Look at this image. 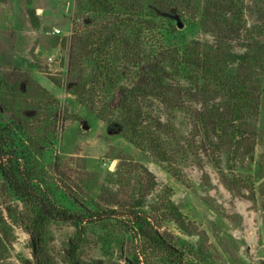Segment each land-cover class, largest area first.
<instances>
[{
  "label": "rangeland",
  "instance_id": "obj_1",
  "mask_svg": "<svg viewBox=\"0 0 264 264\" xmlns=\"http://www.w3.org/2000/svg\"><path fill=\"white\" fill-rule=\"evenodd\" d=\"M29 1L14 0V15L0 14V132L33 188L80 217L77 257L128 264L136 253L142 264H173L175 253L183 264H264V0H118L157 15L127 37L136 54L115 48L110 74L100 78L77 37L102 15L75 0H55L58 6L45 5V13L36 10L43 0ZM27 7L35 10L37 27ZM183 49L208 53L214 70L243 78L248 100L239 125L248 138L237 149L225 137L219 148L205 139L199 118L224 108L226 95L181 60ZM156 62L167 73V91L138 89L139 112L130 113L136 129L128 132L134 144L122 135L123 89L134 92ZM82 83L107 120L70 93ZM112 207L118 219L90 218ZM129 209L162 232L166 248L127 230L122 214ZM36 216L37 206L4 187L0 175V264H39L30 234ZM75 232L74 222L46 221L44 249L52 264H73Z\"/></svg>",
  "mask_w": 264,
  "mask_h": 264
},
{
  "label": "trees",
  "instance_id": "obj_2",
  "mask_svg": "<svg viewBox=\"0 0 264 264\" xmlns=\"http://www.w3.org/2000/svg\"><path fill=\"white\" fill-rule=\"evenodd\" d=\"M78 5H87L92 7L97 13L102 15V20L95 22L97 26L93 28L85 27L87 31L80 35L78 41L80 42V49L87 55H91L94 59L96 66L95 73L96 77L107 76L110 74L109 66L112 61L111 55L115 51L114 49L122 46L125 51H132L135 48L132 46L133 42H130L127 38L130 34L139 32L141 28H149L151 25V16H156L157 13L150 12L151 9H143L134 7L133 5H127L119 2L118 0H75ZM30 4V1L27 0ZM159 9L161 7H158ZM150 13V14H149ZM27 14L29 16L30 22L34 27L38 26V18L36 16L35 10L31 7H27ZM140 34V32H139ZM138 35V34H137ZM194 53V52H193ZM188 53L185 49L182 50L181 60H187L189 64L197 68L201 73H203L204 79H207L220 87L223 91L226 100L224 108L211 107L210 113L206 116H201L199 118V126L202 128L205 139L214 145L215 148L222 146L221 139L225 137L227 142L225 144L229 145L232 149H237L243 141H245L248 136L244 134V130H241L239 122L242 118L240 110L247 102L248 96L244 89L243 78L237 79L238 75H230L225 72L224 76L220 71L214 70L216 66V60H213L208 53ZM218 53L217 55H220ZM227 54V53H226ZM146 71L143 73L140 82L134 87L135 90L132 92L131 89H123L124 96L120 101V108L123 110V130L122 135L128 137L134 144L137 143L136 137H132L128 132L133 134L135 131L134 126L131 122L130 113L133 112L138 115L139 109H136V99L138 95V89L142 92L148 91L149 93H155L164 95L166 94L167 87L164 83V79L167 76L165 69L161 66L160 62L155 64H148L145 68ZM98 78V79H99ZM237 79V80H236ZM241 80V81H240ZM89 87V86H88ZM85 83L77 84L72 87L70 93H72L79 102L85 104L90 110L94 111L98 117L101 119H106L105 115L102 113L101 109H98L94 105V101L90 99V96H86L85 93L89 92V88ZM166 90V91H165ZM159 95V96H160ZM163 102L166 103V97H162ZM12 107L14 103H5ZM138 108V107H137ZM226 109H230L227 111ZM134 110V111H132ZM107 120V119H106ZM207 129V130H206ZM208 130H212L210 134H207ZM215 134L216 142H212L210 139L211 134ZM242 142L240 145L238 143ZM7 137H5L0 132V175L3 179V185L6 188L11 189L15 195L20 197L27 204H35L37 206V216L35 218V223L30 229V234L34 242V257L39 264H52L51 259L44 249V227L46 221L49 220H62L71 221L75 223L76 226V237L73 239L69 255L73 264H92L85 263L80 258L77 257L76 251L83 234V229L79 225L81 219L69 209L61 207L47 199H44L32 186L31 180L28 175L21 172L18 166L14 165L10 153L6 149ZM156 150V154L160 160H164L163 153L157 148V145L153 146ZM213 163L216 164V160L212 159ZM222 181L229 190H233V184L229 182L226 176L222 175ZM117 209L112 207L108 213L96 212L91 214L90 218L96 220L104 218H117ZM127 215L122 214V216H127V219H123L127 230L135 236L137 235L139 239L143 242L148 243L152 246L159 248H166L167 244L162 232L156 230L152 224L145 218V215L140 214L133 209H129ZM175 217V221H178ZM173 252V251H171ZM174 258H172L173 264H183L178 255L172 253ZM132 259L128 264H142V260L136 253H133Z\"/></svg>",
  "mask_w": 264,
  "mask_h": 264
},
{
  "label": "crops",
  "instance_id": "obj_3",
  "mask_svg": "<svg viewBox=\"0 0 264 264\" xmlns=\"http://www.w3.org/2000/svg\"><path fill=\"white\" fill-rule=\"evenodd\" d=\"M13 1L14 0H4V1H0V14L6 12L7 15H9V14H11V15L13 14L14 15V10H13L14 3H13ZM33 1L35 2L36 0H33ZM45 5H52L53 7H55V6H58V3L55 2V0H49L47 2H46V0H43L42 1V4H41L42 7L41 6H38L37 7L38 9L36 8V10H41V13H45V9H46L44 7Z\"/></svg>",
  "mask_w": 264,
  "mask_h": 264
},
{
  "label": "built area",
  "instance_id": "obj_4",
  "mask_svg": "<svg viewBox=\"0 0 264 264\" xmlns=\"http://www.w3.org/2000/svg\"><path fill=\"white\" fill-rule=\"evenodd\" d=\"M53 32H54V33H58V32H59V29L55 28V29L53 30Z\"/></svg>",
  "mask_w": 264,
  "mask_h": 264
}]
</instances>
